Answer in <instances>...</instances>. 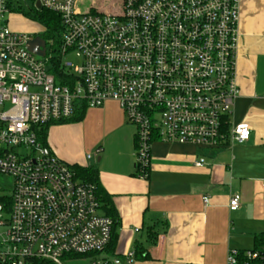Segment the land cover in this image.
<instances>
[{
	"label": "built area",
	"instance_id": "1",
	"mask_svg": "<svg viewBox=\"0 0 264 264\" xmlns=\"http://www.w3.org/2000/svg\"><path fill=\"white\" fill-rule=\"evenodd\" d=\"M77 3H32L61 18V83L48 46L44 58L31 53L33 37L8 26V0H0V264L133 263V253L107 255L114 220L96 188L40 139L44 126L69 121L83 104H119L136 128L140 179L149 177L156 138L211 149L250 140L248 124H232L240 0H122L100 14ZM239 206L233 196L230 210ZM226 264H264V248L231 250Z\"/></svg>",
	"mask_w": 264,
	"mask_h": 264
},
{
	"label": "crops",
	"instance_id": "2",
	"mask_svg": "<svg viewBox=\"0 0 264 264\" xmlns=\"http://www.w3.org/2000/svg\"><path fill=\"white\" fill-rule=\"evenodd\" d=\"M239 34L232 124L251 127L244 144L211 149L156 138L145 180L136 174V128L118 103L49 127L46 143L58 159L94 166L111 197L118 225L110 258L133 253L132 264H226L231 250H254L264 240V0H240ZM233 196L240 197L236 211L229 208Z\"/></svg>",
	"mask_w": 264,
	"mask_h": 264
},
{
	"label": "trees",
	"instance_id": "3",
	"mask_svg": "<svg viewBox=\"0 0 264 264\" xmlns=\"http://www.w3.org/2000/svg\"><path fill=\"white\" fill-rule=\"evenodd\" d=\"M34 1V0H32ZM120 5H122V0H120ZM8 7L11 12L16 11L19 14H23L25 17L30 18L32 20L37 21L43 28L44 33L39 35L42 39L46 41L47 46L50 47L51 52L53 53V61L51 68V72L57 77L59 82L64 83V75L65 71L61 67L60 57H59V50L62 45V24L61 18L58 14L50 12L48 10L42 9L39 10L34 7L32 4L30 6H26L27 8L24 9L23 6H17L13 9L10 0L8 1ZM87 111V107L83 104L76 112L75 115L66 122L63 123H70L81 121L85 113ZM52 125H47L42 128V132L40 134L41 142L44 145H47V136H48V129ZM75 172L76 176L83 182L89 183L96 188L97 196L100 200L101 205H103V210L106 213V216L112 218L114 220V229H113V237L112 241L107 249V253H112L113 245H114V234L115 229L118 225V218L112 206L111 197L106 193L104 188L102 187L100 180H99V173L98 170L94 166L83 167L81 165H74L71 167ZM264 247V240L262 238L257 239L256 245L254 250H259ZM138 254L140 256L143 255V252L140 251ZM149 255H146L143 259H149Z\"/></svg>",
	"mask_w": 264,
	"mask_h": 264
},
{
	"label": "rangeland",
	"instance_id": "4",
	"mask_svg": "<svg viewBox=\"0 0 264 264\" xmlns=\"http://www.w3.org/2000/svg\"><path fill=\"white\" fill-rule=\"evenodd\" d=\"M10 2L13 9L17 6H23L24 9H26V6H30V4L33 3L32 0H28V2L24 0H10ZM120 2V0H80V10L89 14H100L110 9L113 11L106 12L115 13V10L120 8ZM7 20L9 21L10 28L27 33L33 38L44 33V28L37 21L27 18L23 14L19 15L16 11L9 13L7 15ZM48 55H53L49 46ZM67 60L75 66L80 65V61L74 55L68 56Z\"/></svg>",
	"mask_w": 264,
	"mask_h": 264
},
{
	"label": "water",
	"instance_id": "5",
	"mask_svg": "<svg viewBox=\"0 0 264 264\" xmlns=\"http://www.w3.org/2000/svg\"><path fill=\"white\" fill-rule=\"evenodd\" d=\"M37 7L39 10L41 9L40 4H37ZM28 49L34 55H37L41 58L46 57L47 44L46 41L40 36H36L28 42Z\"/></svg>",
	"mask_w": 264,
	"mask_h": 264
}]
</instances>
